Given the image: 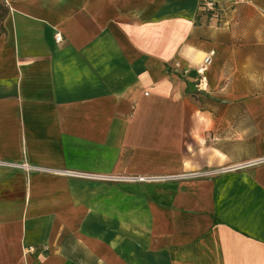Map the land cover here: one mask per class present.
Wrapping results in <instances>:
<instances>
[{
  "label": "crops",
  "instance_id": "obj_1",
  "mask_svg": "<svg viewBox=\"0 0 264 264\" xmlns=\"http://www.w3.org/2000/svg\"><path fill=\"white\" fill-rule=\"evenodd\" d=\"M0 264H264V0H0Z\"/></svg>",
  "mask_w": 264,
  "mask_h": 264
},
{
  "label": "built area",
  "instance_id": "obj_2",
  "mask_svg": "<svg viewBox=\"0 0 264 264\" xmlns=\"http://www.w3.org/2000/svg\"><path fill=\"white\" fill-rule=\"evenodd\" d=\"M208 6H209V8L214 9L215 4L210 2V3H208ZM55 38H56V41L61 42L63 40V35L60 32H57L55 34ZM214 53H215V51L212 49L204 57L203 63L201 65L200 69H199V71L201 73H204L205 70L207 69L208 65L210 64V61L212 60V57H213ZM201 80H203V77H202ZM152 179H154V177H146V176L132 177V180H137V181H149V180H152Z\"/></svg>",
  "mask_w": 264,
  "mask_h": 264
}]
</instances>
